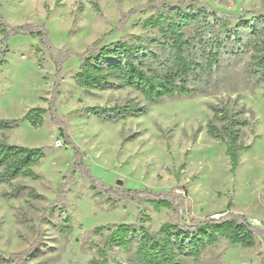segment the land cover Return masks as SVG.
Returning a JSON list of instances; mask_svg holds the SVG:
<instances>
[{
  "label": "rangeland",
  "instance_id": "374dc122",
  "mask_svg": "<svg viewBox=\"0 0 264 264\" xmlns=\"http://www.w3.org/2000/svg\"><path fill=\"white\" fill-rule=\"evenodd\" d=\"M189 1L0 0V15L7 25L43 26L47 41L64 58L55 116L57 123L66 125L79 151L75 156L64 144L49 113L40 128L21 122L0 132V140L8 144L44 152L32 169L38 180L19 178L11 187L0 184V253L17 257L6 264H90L108 234L107 229L100 234L95 230L136 224L141 213L150 219L145 226L152 234L165 223L181 219L188 225L227 211L244 216L249 223L264 218V86L246 73L248 56L229 63L210 95L155 105L130 89L87 94L72 80L78 71L77 56L95 41L101 39L102 45H108L121 38L146 37L149 34L140 24L155 14L151 5ZM193 1L226 15L264 13V0ZM7 48L5 65L0 68V120L21 119L32 108L47 110L55 81L49 54L37 37L25 34L9 37ZM126 104H135L146 113L111 124L84 112ZM210 106L240 113L248 122L242 143L250 149L240 154L234 176L224 145L206 134L212 118ZM80 163L100 185L169 194L174 209L155 211L146 203L94 197L78 170ZM14 187L23 188L22 194L10 196ZM30 189L41 199L29 198ZM60 194L63 201L58 206L72 219L69 234L61 231L63 217L50 210ZM134 250V246L108 249L107 264H136ZM263 257V237L256 238L252 249L220 240L197 261L184 264H261Z\"/></svg>",
  "mask_w": 264,
  "mask_h": 264
},
{
  "label": "trees",
  "instance_id": "16d2710c",
  "mask_svg": "<svg viewBox=\"0 0 264 264\" xmlns=\"http://www.w3.org/2000/svg\"><path fill=\"white\" fill-rule=\"evenodd\" d=\"M150 8L155 14L140 24L148 36L121 38L108 45H102L99 39L77 56L78 71L72 80L78 88L87 94L130 89L150 105L181 97L207 96L216 89L229 63L241 60L243 56L249 58L246 66L248 76L264 86V13L251 16L226 15L193 0L178 4L161 3L151 5ZM19 34L39 39L41 49L49 54L54 63L55 81L47 110L32 108L21 119L0 120V132L10 131L21 122H27L35 129L40 128L46 113L50 114L52 122L58 121L55 107L61 87V63L64 58L47 41V31L43 26L11 27L0 15V68L6 62L9 37ZM210 110L212 118L206 124V134L224 145L230 173L234 176L240 163V154L250 149L242 143L248 122L241 117L242 114H231L225 107L210 106ZM84 112L102 123L111 124L146 113L145 109L135 104L111 108L92 107ZM57 124L64 144L71 147L75 156H78L79 151L68 135L66 125ZM43 158L41 148L11 145L0 140V184L11 187L12 182L19 178L38 180L32 169ZM77 166L88 181L94 197L105 196L110 202L146 203L155 211L174 209L169 194L106 187L100 185L81 163ZM23 190L14 187L10 196L21 195ZM27 196L41 199L31 189ZM62 201L60 194L50 210L63 217L61 231L69 234L72 219L58 206ZM229 208L228 205L227 210ZM149 221L141 213L136 224L97 228L95 233L100 234L107 229L108 234L103 247L96 248L97 257L90 264H107V250L114 246L122 250L134 246L133 258L136 264H184L188 260L197 261L220 240L231 246L252 249L256 245V238H264L262 229L251 225L244 216L228 211L218 220L208 218L188 225L181 219L174 224L165 223L155 234L150 233L145 226ZM15 258V255L0 253L2 264L15 262ZM261 264H264V257Z\"/></svg>",
  "mask_w": 264,
  "mask_h": 264
},
{
  "label": "built area",
  "instance_id": "2783aa9c",
  "mask_svg": "<svg viewBox=\"0 0 264 264\" xmlns=\"http://www.w3.org/2000/svg\"><path fill=\"white\" fill-rule=\"evenodd\" d=\"M57 146H59V147L62 146V143L58 142ZM223 215L224 214H216V215L211 216V219L218 220ZM250 224L255 226V227H258V228H260V229H262L264 231V218H262L261 220L253 219V220H251Z\"/></svg>",
  "mask_w": 264,
  "mask_h": 264
}]
</instances>
